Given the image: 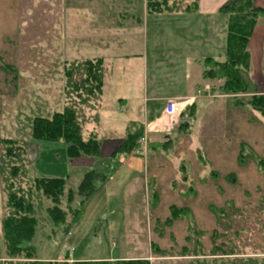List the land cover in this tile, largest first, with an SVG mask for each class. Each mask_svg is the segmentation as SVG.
Wrapping results in <instances>:
<instances>
[{"label": "rangeland", "instance_id": "obj_1", "mask_svg": "<svg viewBox=\"0 0 264 264\" xmlns=\"http://www.w3.org/2000/svg\"><path fill=\"white\" fill-rule=\"evenodd\" d=\"M127 2L130 6L123 1L119 8L113 6L103 14L116 21L134 11L137 14L138 1ZM91 3L100 5V1ZM68 4V0H0V137L25 145L21 165L25 174L16 180L14 189L18 194L31 191L37 221L32 239L23 247H32L40 262L62 263L66 254L72 259L69 264L110 262L143 258L151 252V264H264V161L260 160L264 158V123L245 106L249 97L223 96L224 80H203L194 108L180 113L172 130L156 131L163 128V121L152 123L161 114L150 119L149 128H135L147 139L141 157L133 156L134 150L112 157L113 142L133 131L134 125L124 121L122 128L113 130L111 93L120 91L128 101L136 102L146 86L149 91L167 88L166 65H161L165 75L161 77L153 64L166 61V46L175 41L174 36L152 25L150 17L143 30L136 25L134 35L126 38L130 47L122 50L137 52L144 44L148 67L142 72L118 61L121 84L114 90L108 82L111 85L95 115L97 98L86 100L83 92L75 91V84L82 76L79 62L104 54L94 40H79L88 31L89 22L82 23L96 16L67 10L59 16L58 9ZM132 4L134 9H130ZM221 18L209 21L208 48L196 49L201 42L193 38L192 52L197 57L225 60L221 36L225 44L226 20L223 25ZM155 45L161 49H153ZM133 102L129 110L121 109L124 119L140 118V104ZM67 108L76 113L82 139L94 128L96 139L102 141L99 157L103 159H94L91 166H79L89 164L85 159H72V164L63 143H35L29 137L32 117L51 116ZM7 166L0 175V264L21 262L10 260L2 248L1 222L8 213L6 187L11 183ZM88 172L96 177L93 192L81 204L75 197L70 205L80 211V220L55 225L47 214L52 204L34 191L33 179L64 180L61 207L66 211L67 191L76 188ZM172 207L180 211L179 216H171Z\"/></svg>", "mask_w": 264, "mask_h": 264}, {"label": "trees", "instance_id": "obj_2", "mask_svg": "<svg viewBox=\"0 0 264 264\" xmlns=\"http://www.w3.org/2000/svg\"><path fill=\"white\" fill-rule=\"evenodd\" d=\"M197 0H195L196 2ZM256 0H228L217 11L218 15L226 20L225 31V60L217 62L213 58H205L202 66L205 69L203 80H224L220 87L221 95L237 98L239 95L249 97L245 106L258 111L264 115V98L255 95L254 86L247 77L249 70V54L247 45L252 35L256 22L264 16V8H255ZM166 4V0H160ZM161 4L150 3L149 7L160 8ZM157 7V8H158ZM78 70L82 72L81 79L75 84L76 92H83L86 100H96L101 94L103 85V62L101 59L84 60L79 62ZM71 78V75L68 74ZM237 105L243 106L241 101ZM194 104L186 109L193 108ZM29 137L36 142L63 143L66 147V155L69 160L81 157H96L100 153L101 144L94 138L89 137L83 141L81 126L78 123L76 113L71 109L54 112L51 116H34L29 120ZM142 134L137 131L129 134L126 139L116 148L117 154H129L137 148V142ZM24 144L14 139L0 137V175L5 172L4 164L7 166L6 207L8 213L1 222L2 248L4 246L10 260L21 262H8L6 264H69L71 260L66 254L60 262L36 261L34 249L23 247L28 243L35 232L37 221L35 219V207L32 201L31 191L18 194L15 191L16 180L25 174L22 165ZM233 177V176H231ZM96 178L93 172L84 175L76 188H70L66 193V211L61 207L62 195L65 193V181L62 179H33L34 191L40 193L52 206L47 209L49 219L55 225L73 223L80 219V211L70 207L75 197L79 198L81 204L84 199L93 192L92 183ZM185 180V179H184ZM171 216H179V210L172 207ZM152 248V244L150 245ZM213 252L225 255L220 249H212ZM155 257V256H154ZM204 262L203 264H207ZM215 262H213L214 264ZM248 263V262H247ZM5 264V263H4ZM71 264H150L148 260L130 259L114 262L83 263L72 262ZM199 264V263H196ZM233 264V263H232Z\"/></svg>", "mask_w": 264, "mask_h": 264}, {"label": "crops", "instance_id": "obj_3", "mask_svg": "<svg viewBox=\"0 0 264 264\" xmlns=\"http://www.w3.org/2000/svg\"><path fill=\"white\" fill-rule=\"evenodd\" d=\"M63 1L65 0H59V2L62 3ZM68 1H70V4L65 5L63 9H58L60 11L59 16H61V14L63 15L64 11L66 10L75 11L77 13H87L91 17L94 16V18L96 16V19L89 18L88 21L82 23L85 24L89 22L85 26L86 29L88 27V31L86 32L87 35L83 36L84 38L82 37L79 40H82L84 43H92L94 40V43H96L97 47L104 49V54L102 53L100 57L94 58L101 59L103 62V85L101 94L96 100L97 105L95 115H97V111L100 109L99 104L103 99L106 89L111 85L108 82L113 83L112 87L114 90L117 89V87L121 84L122 80L120 79V76H117L116 74V65L119 64L118 61H126L129 63V68H136V70L141 68L142 72H144L148 67V57L146 53L147 48L144 44L142 45L141 50L137 52H125L122 50V48H125L124 50H126V48L130 47V44H128L126 38L134 35L133 29L136 27V25H139V29L143 30L144 26L147 25V19L150 17L152 19V25H155L160 30L165 31L166 29L174 36L175 41L169 42L166 46L168 49L165 56L163 57V59H166V61L164 60L162 63L161 61L154 62L153 64V68L160 72L162 71L161 65H166V75L168 76L169 81L167 88L163 89V86L160 88L152 87L149 91V88L146 86L136 102L128 101L126 96L120 91L118 93H111L112 103L114 102L115 104V110L110 111L109 122L112 123L113 130L122 128V125L124 126V121L134 125L132 129L133 131L130 133L135 132L136 127L138 128L143 126L145 128L146 125L151 122L150 119H156V116L161 114L167 100H186V103L179 104L178 111H181L183 108L186 110L193 104L195 105L197 103V99L199 98L196 97V94L201 91L198 89V86L203 84V66L201 63L205 58L197 57V55L192 52V49H203V46H206L207 48L209 47L208 43H210L209 40H211L209 37V32H211L209 29V21L215 20L220 16L218 15L217 11L228 0H223L222 2L219 1L218 4H214V1L211 2L209 0H197L196 2L195 0H166V4H162L160 0H135L138 1V13L136 14L134 11L132 15H125V18L122 21H116L112 18L109 19V17L103 13H107L109 11L108 8H112L113 6L119 8V5L122 4L123 1L128 3L127 1L130 2L131 0ZM93 1H100V5H93L91 3ZM154 2L161 4L160 8L158 6H155V8L149 7V4ZM203 5L206 7L203 8ZM128 6H130L129 3ZM131 6L132 7L130 9H134L133 4ZM207 6H210V8H207ZM254 6L255 8H264V0H256ZM91 12H93V14ZM102 16L106 17L102 18ZM135 16H137V18H135ZM193 17L195 20H193ZM70 18L72 21V17ZM128 19L129 21H127ZM220 21L223 22V25L225 24L224 17H222ZM76 24V22H73V28H75ZM124 32H127L128 34H124ZM222 37L223 36H221V45L223 47L225 44ZM193 38L197 39L198 42H201L199 45H197L198 48H193ZM202 38H204V42ZM156 48L160 47L155 45L153 49ZM247 51L249 54V70L247 77L249 82L254 86L255 95L262 96L264 98V16L259 18L256 22L247 45ZM129 59L135 60L139 64L133 65L130 63ZM194 71L197 73V78L193 80ZM122 73L123 70L121 69L120 74L122 75ZM161 77H165L162 72ZM113 80L115 82H113ZM131 89L134 91L135 87L131 86ZM132 102L138 105L140 104L141 115L139 119H133V121H130L129 119H124V115L120 113H122V110L124 109L129 110ZM160 104L162 106L164 105L161 110L159 107ZM252 112L258 113L264 123V115L255 110H252ZM253 118L256 120V116L253 115ZM260 125L262 126V123ZM262 127H264V125ZM125 128H127L126 125ZM95 130L96 129L91 128L90 131H87V139L83 140L86 141L89 137H94L96 139L97 134ZM129 134L126 133L123 139L121 138V140L118 139L113 142L114 147H116L115 149L113 147L114 150L110 154L112 157L116 155V148L126 139ZM98 142L101 144L102 141L100 140ZM99 155L92 158L82 157L74 160H88V165L80 164L79 166H91L94 159H103L99 157ZM260 160L264 161V158ZM70 162L74 164L71 160ZM121 164H123V162ZM262 166L264 168V164H262ZM149 253L150 255L138 259L148 260L151 264V252ZM0 261H3V258H1Z\"/></svg>", "mask_w": 264, "mask_h": 264}, {"label": "built area", "instance_id": "obj_4", "mask_svg": "<svg viewBox=\"0 0 264 264\" xmlns=\"http://www.w3.org/2000/svg\"><path fill=\"white\" fill-rule=\"evenodd\" d=\"M183 103H186V100H167L165 102V106L161 112V117L159 119H157L154 123H152L154 125L157 122L163 121V123H162L163 128H156L157 132L161 131V130H165V128H168V131L173 129L174 125L176 124V120L178 119L180 113H182L185 110V108H183L181 111H178L179 104H183ZM149 127H150V125H148L146 128H149ZM146 142H147L146 136L141 137L138 140L137 148L133 151L132 155L136 156V157H141L143 155L145 149H146ZM0 250H1V248H0ZM68 256L70 257V254H68Z\"/></svg>", "mask_w": 264, "mask_h": 264}]
</instances>
